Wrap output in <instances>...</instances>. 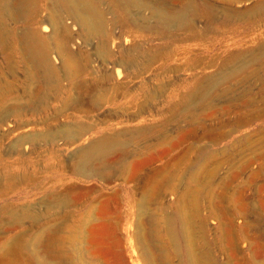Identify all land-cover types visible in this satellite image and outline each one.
<instances>
[{"label":"rangeland","instance_id":"rangeland-1","mask_svg":"<svg viewBox=\"0 0 264 264\" xmlns=\"http://www.w3.org/2000/svg\"><path fill=\"white\" fill-rule=\"evenodd\" d=\"M187 6L192 9L188 15L190 22L187 21L191 26L182 30L171 27V34L186 36L171 40V47L161 49L162 54L155 62V69L162 67L156 71L155 82L170 85L159 95L153 94V107L133 108L135 103L149 99L139 89L141 85L147 87L145 83L151 73L135 78L121 70V77L115 75L113 83L122 82L125 95L115 98L114 103L103 104L101 110L91 115L97 122L112 109L119 111V118L103 124L104 131L123 130L128 125L141 126L151 121L158 123L169 115V154L163 144H158L155 150L147 142L134 144L128 149L126 175L116 170L109 173L113 176L103 179L72 171L71 155L79 146L91 142L94 136L90 134L71 146L61 140L56 149L43 144L34 151L28 145L23 148L24 155L10 152L8 144L18 136L34 131L46 133L64 123L66 117L54 118V109L39 117L26 116L23 127L13 130L0 146V172H28L36 178L14 187L1 185L0 207L31 205L41 214L46 195L42 180L53 177L56 185H63V192L68 190L69 201L78 210L77 218L87 225L81 241H69L62 250L64 264H146L139 246L142 236L158 264H183V248L167 234L165 224L155 227L151 221L153 214L171 217L179 230L186 228L187 235L192 237L191 248L203 258L200 264H264V0H171V10ZM139 30L133 28L125 36V44L131 45ZM160 43L159 39L154 41ZM225 64L227 70L216 76ZM0 66L5 67L1 59ZM239 67L244 69L230 74V69ZM202 76L208 77V86L204 99L197 100L201 103L196 110L189 113L186 108L172 109L187 87ZM11 81L18 84L21 93L20 76ZM167 109L171 110L169 114ZM9 121L0 127L1 134L13 129L9 124H16L12 117ZM215 129L220 134L213 136ZM117 155L109 159L115 160ZM167 159H171L170 188L161 186L165 174L162 167ZM59 163L65 168L58 170ZM154 176L157 181L159 178L160 186L155 184ZM147 197L149 207L143 214L140 208ZM0 225V248L8 237L15 238L22 230L28 233V245L15 249L9 256L11 261L26 264L36 251L45 253L44 241L39 238L42 224L30 222L20 226L0 220ZM139 226L144 229L142 236ZM66 235L70 239V234ZM31 263L39 264L35 257Z\"/></svg>","mask_w":264,"mask_h":264},{"label":"bare ground","instance_id":"bare-ground-1","mask_svg":"<svg viewBox=\"0 0 264 264\" xmlns=\"http://www.w3.org/2000/svg\"><path fill=\"white\" fill-rule=\"evenodd\" d=\"M191 10V6L183 10H171V0L162 2L159 0H0V59L5 65L4 68L0 66V127L7 125L11 117L16 123L13 126L9 124L8 127L13 129L5 128V133H0V146L13 130L21 128L26 122V116L31 114L39 117L54 109L56 111L54 118L66 117L64 123L51 127L46 133L34 131L18 136L9 142L10 152L24 155L23 148H27L28 145L32 147L31 151H34L40 150L43 144H51L56 149L58 141L61 140L66 146H71L90 134L94 136L91 142L87 146H79L71 155L72 171L80 176L95 175L103 179L116 170L121 175H126L129 167L127 159L129 160L130 157L128 149L134 144L147 142L148 147L153 150L159 146L158 144H163L169 154L168 126L171 121L169 115L162 122L151 121L141 126L128 125L123 130L109 131H104L102 126L107 122L110 123V120L119 118V114L117 115L119 111L112 109L104 114L103 120L97 122L93 121L91 115L101 110L103 104L114 103L116 99L125 95L122 91L126 87L122 82L113 83L115 75L121 77V70L132 73L134 77L151 73L145 83L147 87L141 85L139 89L149 97L146 98L148 103L144 100L135 103L133 108L143 110L148 105L152 106L153 94L159 95V92L170 85L155 82L156 71L162 69V67L159 70L155 69V62L162 54L161 49H169L171 40H179L185 35L171 34V27L182 30L184 26H191L187 24L190 22L188 15ZM230 16L233 18L232 13ZM135 27L141 32L133 34L134 42L131 45L125 44L127 43L125 36ZM156 39L161 43L154 44ZM247 55L249 54H246V57ZM227 68V64L220 67L216 76L224 73ZM243 69L242 67L236 70L230 69V74ZM19 76L21 93L20 91L18 93V84L11 81V78ZM207 78L202 76L195 79L187 87L181 99L176 104L173 103L172 109L186 108V111L194 112L201 103H197V100L204 99V89L208 86ZM55 104L58 105L57 108ZM122 111L128 113V110ZM169 112L171 110L167 109L166 113ZM43 122L44 120L41 123ZM115 154H118L116 159L110 160V156ZM57 159L60 160V157ZM57 165L58 170L65 168L62 163ZM162 171L165 174L161 186L167 187L169 183L171 184V159L165 161ZM154 177L155 184L160 186L159 178L157 181V176ZM30 179H34V176L28 172L13 174L0 172V187L1 185L14 187L25 180L31 181ZM42 182L46 184L44 193L46 195H43L45 198L41 214L31 205L17 207L6 204L0 207V220L15 222L20 226L30 222L42 224L43 231L39 238L40 241H44L45 253L41 255L36 251L33 258L25 261L26 264H30L34 257L39 264H64L62 250L69 241L80 242L87 225L85 226L83 220L77 218L78 210L71 205L68 190L63 192L65 188L61 189L62 184V186L56 185L53 177H45ZM97 188L100 190L99 187ZM162 192L160 190V193ZM149 202L148 197L144 198L140 208L143 214L148 211ZM151 221L155 227L159 223L166 225L167 234L172 236L175 244L184 250L183 264H200L201 258L196 254V249L194 251L193 246H190L192 237L188 236L185 227L179 230L175 221L169 216L159 217L153 214ZM143 230L141 226L138 227L140 235ZM66 233L70 234V239L65 238ZM27 234L26 230H22L15 238H7L4 246L0 248V264H17L11 261L9 256L11 258L10 254L15 249L25 248L28 245ZM142 237L139 246L145 263L158 264L157 258L151 255Z\"/></svg>","mask_w":264,"mask_h":264},{"label":"crops","instance_id":"crops-1","mask_svg":"<svg viewBox=\"0 0 264 264\" xmlns=\"http://www.w3.org/2000/svg\"><path fill=\"white\" fill-rule=\"evenodd\" d=\"M207 40H212V38H209V39H207ZM212 133H213V136H214V135H217V134H220V132H219L218 129H215L214 131H212ZM213 136H212V137H213Z\"/></svg>","mask_w":264,"mask_h":264}]
</instances>
